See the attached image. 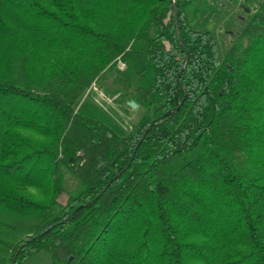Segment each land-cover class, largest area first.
<instances>
[{"label": "trees", "instance_id": "obj_1", "mask_svg": "<svg viewBox=\"0 0 264 264\" xmlns=\"http://www.w3.org/2000/svg\"><path fill=\"white\" fill-rule=\"evenodd\" d=\"M212 1L0 0V264H264V0L222 52Z\"/></svg>", "mask_w": 264, "mask_h": 264}, {"label": "rangeland", "instance_id": "obj_2", "mask_svg": "<svg viewBox=\"0 0 264 264\" xmlns=\"http://www.w3.org/2000/svg\"><path fill=\"white\" fill-rule=\"evenodd\" d=\"M260 0H239L237 3L230 0H213L210 9L200 11L192 22L199 28L213 30L219 39V47L223 51L226 39L236 37L240 28L244 25L246 15L254 11ZM88 95L98 102L107 113L115 119L127 132H132L138 118L142 115L141 107H129L126 111L120 107L105 91L92 84L87 90ZM65 201V194L60 197ZM26 264H51L50 256L46 252H40L30 257Z\"/></svg>", "mask_w": 264, "mask_h": 264}, {"label": "water", "instance_id": "obj_3", "mask_svg": "<svg viewBox=\"0 0 264 264\" xmlns=\"http://www.w3.org/2000/svg\"><path fill=\"white\" fill-rule=\"evenodd\" d=\"M172 2H174V0H171ZM173 14H174V19H175V24H176V33L178 35V38L180 39L181 42H183L181 36H180V33H179V26H178V20H177V6L174 4V11H173ZM188 53L186 52L185 56H184V60L186 59ZM128 104L131 105L132 107H136L138 104L135 100H129L128 101ZM178 108V107H176ZM172 108L168 109L165 113H168L169 111H171Z\"/></svg>", "mask_w": 264, "mask_h": 264}]
</instances>
